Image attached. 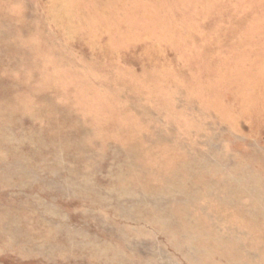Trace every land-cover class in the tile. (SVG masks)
I'll return each mask as SVG.
<instances>
[{
    "label": "rangeland",
    "instance_id": "374dc122",
    "mask_svg": "<svg viewBox=\"0 0 264 264\" xmlns=\"http://www.w3.org/2000/svg\"><path fill=\"white\" fill-rule=\"evenodd\" d=\"M0 264H264V0H0Z\"/></svg>",
    "mask_w": 264,
    "mask_h": 264
}]
</instances>
